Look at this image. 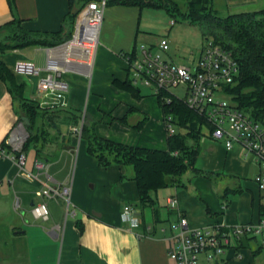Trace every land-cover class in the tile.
<instances>
[{
    "label": "crops",
    "instance_id": "1",
    "mask_svg": "<svg viewBox=\"0 0 264 264\" xmlns=\"http://www.w3.org/2000/svg\"><path fill=\"white\" fill-rule=\"evenodd\" d=\"M78 3L71 9L68 0H15V10L11 11L8 1L0 0V26L15 16L29 31L51 34L63 27L70 33L74 25L70 20L72 10L82 5ZM210 6L220 17H226L264 10V0H211ZM141 10L106 6L91 74L89 77L76 72L62 75L61 79L70 84V91L59 102L44 104L37 95H32L26 78L15 76L18 83H25V98L39 100L45 108L56 109L63 118L68 114L81 116L77 125L68 127L60 121L57 131L49 128L48 133L53 132L55 140L44 149L48 158L42 160L48 175L70 188L75 217L66 218L67 211L61 201L45 199L48 220L26 218L28 203L42 201L35 193L46 182L45 176L41 175L38 181L27 180L18 174L11 161L0 159V264H56V260L57 264H175L168 257L171 234L163 228L165 223L174 224L182 216L190 227L199 228L256 223L262 218L264 196L253 181L257 165L251 156L246 157L241 146L235 145L227 151L224 143L214 141L210 133L198 141L195 163V168L207 177L192 173L186 178L187 184L159 190L152 195L155 203L148 211L137 206L138 192L132 174L129 176L127 170L115 165L101 169L87 153L86 142L81 139L85 118L94 124L91 127L99 137L134 147L167 149L168 134L157 99L141 89L140 98L136 99L112 85L113 80L132 79L125 56L139 50ZM3 37L0 33V40ZM50 52L55 53V47H27L2 53L0 60L12 73L16 62H31L44 76ZM199 57L200 54L193 64ZM91 77L92 88L100 100L90 113H82L90 82L87 80ZM18 123L14 103L0 81V146ZM74 129L80 130V134ZM35 160L39 159L34 154L27 170L34 171ZM122 175L129 177L122 180ZM97 183L99 191L95 192ZM15 196L20 200L18 211L14 210ZM172 197L177 200V208L167 210L162 216L160 201L166 198L167 205V199ZM127 205L139 215L141 224L137 232L142 238H137L122 222L121 214ZM56 226L60 231L52 234ZM256 241L242 240L213 263L264 264V248ZM238 254L242 259L237 258ZM211 263L202 259L201 264Z\"/></svg>",
    "mask_w": 264,
    "mask_h": 264
},
{
    "label": "built area",
    "instance_id": "2",
    "mask_svg": "<svg viewBox=\"0 0 264 264\" xmlns=\"http://www.w3.org/2000/svg\"><path fill=\"white\" fill-rule=\"evenodd\" d=\"M105 8L106 0L90 1L80 6L70 38L55 47V53L50 52L48 55L44 69L46 75L42 76V70L31 62L18 61L14 64L15 76L38 78L36 95L44 104L57 103L69 93L70 84L61 79L62 75L76 72L90 76ZM174 24V20L169 23L171 27ZM159 49L162 53L168 51L166 39L160 41ZM125 60L129 72L133 74L131 81L135 87L148 90L155 98L163 94L174 95V90L182 89L185 97L181 100L206 120L214 141L223 142L227 151L235 145L241 146L246 157L251 156L257 165L258 172L253 181L264 196V121L254 119L236 105L216 100L217 96L226 95L225 88L232 85L238 75V65L228 50L212 39H207L198 61L190 66L169 62L160 55H154L145 46L139 48L135 54L125 56ZM162 98L167 101L166 96ZM164 124L167 134L172 135L175 132L172 117L164 116ZM74 132L80 134L78 129H74ZM27 138L28 134L19 122L9 132L3 146H0V159L11 161L18 174L27 180L38 181L41 175L45 176L46 182L35 193L42 201L31 207L34 219L45 222L49 213L43 200L60 199L68 206L70 188L55 182L48 175L46 164L40 160L34 161L33 172L25 169L26 154L23 146ZM177 205L175 198L167 199L168 210L176 209ZM19 208L20 200L15 196L14 210L18 211ZM71 217H75L74 210ZM121 219L137 238L143 237L137 232L141 222L132 206L123 208ZM59 231L60 227L56 226L51 233L57 234ZM171 231L168 257L175 264H201L202 259L215 262L246 239L259 240L264 248V216L256 223L199 228L190 227L188 220L179 216L171 225ZM237 258L242 259V256L238 254Z\"/></svg>",
    "mask_w": 264,
    "mask_h": 264
},
{
    "label": "trees",
    "instance_id": "3",
    "mask_svg": "<svg viewBox=\"0 0 264 264\" xmlns=\"http://www.w3.org/2000/svg\"><path fill=\"white\" fill-rule=\"evenodd\" d=\"M7 1L10 10L14 11L15 0ZM90 1L81 0L82 5ZM68 3L72 9L78 2L68 0ZM108 5L140 9L162 8L168 13L169 7H176L174 11L177 14L192 20V25L201 28L205 40L212 39L232 54L238 65V75L234 83L224 91L239 110L250 114L256 120L264 121V10L220 17L210 6L211 0H190L187 13H181L170 0H160V3L152 0H106V6ZM75 18L76 15L70 17L71 23H74ZM22 23L21 19L13 16L12 20L0 26V33L4 34L0 40V54L27 47H57L71 35V32L67 33L63 27L59 32L51 34L29 31ZM0 81L6 86L12 102L21 104L20 108L27 123L24 125V119L21 117L18 121L24 125L25 130L28 128L31 131L37 119H41L48 128L56 131L60 121L68 127L80 123V115L68 114L63 118L56 109L41 108L34 99L31 100L30 106H26L25 83H18L15 75L1 60ZM112 85L117 90L129 93L133 98H140V89L135 87L131 80H113ZM162 96H166L167 101H164ZM162 96L156 98L158 106L164 116L172 117L173 124L179 129L178 132L167 136L165 151L129 146L99 137L91 127L94 124H90L87 118L84 119L81 129V139L86 142L87 153L96 159L101 169L113 165L131 169L132 180L138 192L139 209L153 208L155 202L152 195L161 189L181 186L184 176L189 172L207 177L195 168V163L199 155L198 141L205 136L202 128L205 127L210 132L209 125L180 98L171 94ZM123 120L125 121V117ZM139 128L140 125L137 126V129ZM39 136L37 129L33 137L28 135L23 152L27 154L34 151L35 157L42 161L48 157L35 147L29 148V144ZM121 179L125 180L126 176L122 175Z\"/></svg>",
    "mask_w": 264,
    "mask_h": 264
},
{
    "label": "rangeland",
    "instance_id": "4",
    "mask_svg": "<svg viewBox=\"0 0 264 264\" xmlns=\"http://www.w3.org/2000/svg\"><path fill=\"white\" fill-rule=\"evenodd\" d=\"M152 1L156 3H160V0H152ZM170 1L176 4V6L179 8L181 13L188 12L189 9L188 3L190 0H170ZM79 3H81V1H79ZM169 8H170V13H168L166 10L162 8H150V7L142 8L140 14V26H139L140 42H138L139 44L137 46L138 48L145 46L146 48L151 49L154 55H160L162 56V58L166 59L167 61L175 63L177 65H185V66L193 65V63L197 60L199 54H201L205 46L206 40L203 38L201 28L198 25H192L190 23L192 22V20H189L187 18L182 17L180 14H177L174 11L176 7L174 8L169 7ZM171 20L175 21V25L172 27L169 25ZM162 39H166L168 41L169 49L165 53H162V51L159 49V44ZM132 77L133 74L132 72H130L129 78L131 79ZM87 82H89V85H87L86 96L81 110L82 113L84 112L90 113L92 111L93 105H95L100 100L98 94H96L92 88L93 86L92 77L89 78ZM141 91L145 92L148 90L141 88ZM173 93L180 99L181 98L183 99L185 97L182 89H176L173 91ZM31 100L32 98L25 99L24 103L26 104V106H30L32 102ZM216 100H223L228 102L229 104L235 105V103L231 100V98L228 95H219L217 96ZM37 103L41 108H45V106L40 105L39 101H37ZM20 106H21L20 103L18 102L14 103V109L18 118L21 117V119H24L23 124L26 125L27 122L23 116ZM35 129L38 130V134L40 133V136L34 139V141L29 144V148L35 147L43 153L48 143L55 140V135H53V132L52 135L49 134L50 129L48 128V125L45 122H43L41 119H37L35 121V126L33 127V129L30 131L27 128L26 132L28 135L33 137ZM173 129L175 132L179 131V129L175 125L173 126ZM208 132L209 131L207 128L205 127L202 128V133L204 135H207ZM33 160H34V153L32 151L27 152L26 166H25L26 170L32 164ZM125 170L128 171L129 176L132 174V171L129 167H126ZM191 174L192 172H189L184 176L183 183L187 184L186 178H188ZM129 176H127L126 178H128ZM98 191H99V184L97 183L95 192ZM30 200H33V198H31ZM55 200L61 201V203L65 205L64 207L66 208L67 211L66 218L71 220L72 219L71 213L73 210H75L73 208L72 203L70 202V204L67 206V204L64 201L60 199H55ZM165 202H166V198L160 201V206H161L160 210L162 216H164L166 214V211L168 210ZM29 204L30 202L28 203L29 212H26L25 217L33 220V217L30 213L31 207ZM148 210H149L148 208L145 209V211ZM148 221H151V217L148 218ZM172 224L173 222H171V224L169 225L165 223V225L163 226V228L167 231L168 235L172 234L171 231ZM256 243L260 244L261 242L257 240ZM57 262L58 260H56V264ZM211 264L214 263L212 262Z\"/></svg>",
    "mask_w": 264,
    "mask_h": 264
},
{
    "label": "water",
    "instance_id": "5",
    "mask_svg": "<svg viewBox=\"0 0 264 264\" xmlns=\"http://www.w3.org/2000/svg\"><path fill=\"white\" fill-rule=\"evenodd\" d=\"M78 10H79V8L75 7L72 10V15H76L78 13ZM26 79L31 84V93H32V95H36L38 78L37 77H28ZM30 206L31 207L33 206V202L31 203Z\"/></svg>",
    "mask_w": 264,
    "mask_h": 264
}]
</instances>
